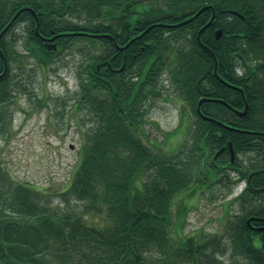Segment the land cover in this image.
Instances as JSON below:
<instances>
[{
    "label": "trees",
    "instance_id": "1",
    "mask_svg": "<svg viewBox=\"0 0 264 264\" xmlns=\"http://www.w3.org/2000/svg\"><path fill=\"white\" fill-rule=\"evenodd\" d=\"M0 33V134L11 125L7 103L31 93L33 63L68 50L81 56L74 107L91 124L71 181L54 195L0 164V264H264V0H0ZM55 34L57 48L47 49L42 36ZM163 72L192 114L187 140L170 151L141 136L143 103L161 93ZM54 105L63 116L65 100ZM234 179L245 183L222 233L176 231L180 192ZM55 198L82 201L106 225L59 210Z\"/></svg>",
    "mask_w": 264,
    "mask_h": 264
},
{
    "label": "rangeland",
    "instance_id": "2",
    "mask_svg": "<svg viewBox=\"0 0 264 264\" xmlns=\"http://www.w3.org/2000/svg\"><path fill=\"white\" fill-rule=\"evenodd\" d=\"M80 57L76 50H68L55 55L45 66L33 63L31 93L19 92L7 103L11 125L0 134V164L10 177L52 195L71 181L81 160L85 133L91 125L83 121V111L74 107V94L79 86L76 64ZM166 82L162 79L161 93L144 103L143 130L147 137L141 136L149 146L156 144L170 151L187 140L192 114ZM39 99L46 103L40 106ZM57 99L65 100L63 116L55 114ZM243 186L244 182L239 181L230 186L214 184L203 190L180 192L174 200L173 215L176 216L177 205L183 203L185 223L176 231L197 237L222 233L226 217L236 209L235 205L229 208L228 202ZM55 204L63 212L81 214L87 223L98 226L107 223L103 213H85L80 200L58 203L55 198L52 205Z\"/></svg>",
    "mask_w": 264,
    "mask_h": 264
},
{
    "label": "water",
    "instance_id": "3",
    "mask_svg": "<svg viewBox=\"0 0 264 264\" xmlns=\"http://www.w3.org/2000/svg\"><path fill=\"white\" fill-rule=\"evenodd\" d=\"M204 7H202V8H200L198 11H196L192 16H190V17H188V18H186V19H184V20H182V21H180L179 23H185V22H188V21H190L193 17H195L202 9H203ZM22 8H20L19 10H17V12L14 14V16L11 18V20L8 22V24L7 25H9L10 24V22L14 19V17L18 14V12L21 10ZM213 16H214V11H212V15H211V17H210V19H209V21L213 18ZM6 25V26H7ZM154 25V24H153ZM6 26L2 29V32H3V30L6 28ZM152 26V25H151ZM37 27H38V23H36V29H37ZM203 27H205V26H203ZM202 27V28H203ZM201 28V29H202ZM145 32V30L144 31H142L139 35H141V34H143ZM1 34V33H0ZM220 34H221V30L220 29H216V36H220ZM57 35L58 34H55V35H53V36H50V37H43L42 36V38L45 40V46H46V48H48V49H56V46H57V44H56V41H54V39L57 37ZM138 36V35H137ZM197 36L199 37V34H197ZM136 37V36H135ZM133 39V38H132ZM131 39V40H132ZM215 66H216V62H215ZM214 73L216 74V71H215V67H214ZM224 83H226V84H229V85H231L228 81H226V80H224V79H221ZM232 86H234V85H232ZM239 90H240V92H241V94H243V91H242V89H241V87H237ZM208 99H213V100H221V99H216V98H208ZM200 102H201V99L199 100V102H198V104H200ZM246 107H247V104L245 103V105H244V108H243V110L241 111V112H244L245 111V109H246ZM70 146H72L71 144H70ZM229 148H230V156L232 157L233 156V152H232V149H231V146H230V144H229ZM222 150V148L221 149H219L216 153H215V155H217L220 151Z\"/></svg>",
    "mask_w": 264,
    "mask_h": 264
},
{
    "label": "flooded vegetation",
    "instance_id": "4",
    "mask_svg": "<svg viewBox=\"0 0 264 264\" xmlns=\"http://www.w3.org/2000/svg\"><path fill=\"white\" fill-rule=\"evenodd\" d=\"M134 36V34H132L131 36H130V38L131 37H133ZM108 37V36H107ZM108 38H110V37H108ZM129 38V39H130ZM111 39V38H110ZM113 39V38H112ZM121 45H123V43H121L120 41L118 42V46L117 45H115V47L116 48H118V49H121V48H119V46H121ZM133 56V53L131 52V57ZM123 59H124V56L122 57ZM98 68L100 67L99 65L97 66ZM134 78H135V76H134V74H133V72H132V69L130 68V69H128V70H126V76H125V81H126V84H127V88L130 90V91H132V83H133V80H134Z\"/></svg>",
    "mask_w": 264,
    "mask_h": 264
}]
</instances>
